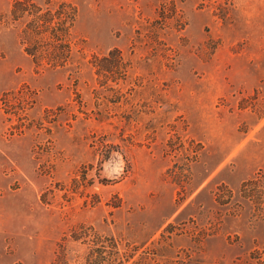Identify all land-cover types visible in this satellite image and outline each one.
<instances>
[{"label": "rangeland", "instance_id": "obj_1", "mask_svg": "<svg viewBox=\"0 0 264 264\" xmlns=\"http://www.w3.org/2000/svg\"><path fill=\"white\" fill-rule=\"evenodd\" d=\"M104 263L264 264V0H0V264Z\"/></svg>", "mask_w": 264, "mask_h": 264}, {"label": "trees", "instance_id": "obj_2", "mask_svg": "<svg viewBox=\"0 0 264 264\" xmlns=\"http://www.w3.org/2000/svg\"><path fill=\"white\" fill-rule=\"evenodd\" d=\"M119 53V49H116V54ZM30 56H32L30 53H28ZM106 56V58L108 57V55H104ZM104 56L102 58H104ZM102 61V60H101ZM111 236V235H110ZM102 237V236H101ZM74 240V239H73ZM100 249H101V253L104 255H108L110 253V250L112 247L117 246V252L120 254L122 252L121 247L123 246L122 243L120 242V240L116 237H105L103 236V238H101L100 240ZM113 242V244H112ZM94 244V242H93ZM94 249L93 247H91V250ZM93 251L89 254H92ZM107 264V263H104ZM109 264V263H108Z\"/></svg>", "mask_w": 264, "mask_h": 264}]
</instances>
